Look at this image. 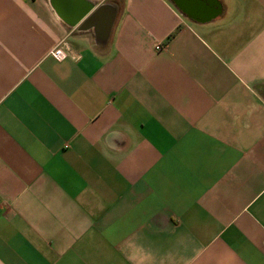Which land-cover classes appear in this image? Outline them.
Masks as SVG:
<instances>
[{
	"label": "crops",
	"instance_id": "0c3cea01",
	"mask_svg": "<svg viewBox=\"0 0 264 264\" xmlns=\"http://www.w3.org/2000/svg\"><path fill=\"white\" fill-rule=\"evenodd\" d=\"M51 1L0 0V264H264V0Z\"/></svg>",
	"mask_w": 264,
	"mask_h": 264
},
{
	"label": "water",
	"instance_id": "95a60500",
	"mask_svg": "<svg viewBox=\"0 0 264 264\" xmlns=\"http://www.w3.org/2000/svg\"><path fill=\"white\" fill-rule=\"evenodd\" d=\"M54 10L60 18L70 27H80L81 31L97 29L98 40L106 43L110 37L115 22V14L108 17V20L97 27L98 19L102 13L109 9L102 6L95 9V5L88 0H52Z\"/></svg>",
	"mask_w": 264,
	"mask_h": 264
},
{
	"label": "built area",
	"instance_id": "2783aa9c",
	"mask_svg": "<svg viewBox=\"0 0 264 264\" xmlns=\"http://www.w3.org/2000/svg\"><path fill=\"white\" fill-rule=\"evenodd\" d=\"M160 49H161V46L157 45L156 50L159 51ZM68 51H69V49L67 48L66 44H62L58 48L54 49L51 52L50 56L54 60L61 62V61H64L65 59L68 58Z\"/></svg>",
	"mask_w": 264,
	"mask_h": 264
}]
</instances>
